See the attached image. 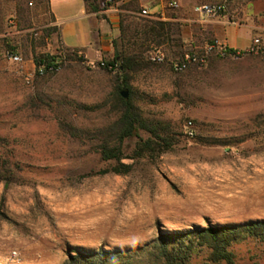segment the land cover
I'll return each instance as SVG.
<instances>
[{
    "label": "rangeland",
    "instance_id": "374dc122",
    "mask_svg": "<svg viewBox=\"0 0 264 264\" xmlns=\"http://www.w3.org/2000/svg\"><path fill=\"white\" fill-rule=\"evenodd\" d=\"M30 1L0 0V48L23 58L0 61V264H64L76 249L102 248L130 250L110 264H167L145 245L168 231L264 219V55H213L204 67L175 72L169 62L149 61L148 50L162 46L173 59L212 38L200 41L174 22L166 44H143L148 65L130 74L135 104L172 146L138 156L140 139L150 137L138 129L121 160H105L118 70L72 49L56 72L28 83L36 57L62 51L45 7ZM189 121L194 137L185 132ZM211 138L230 145L206 143ZM192 238L170 250L188 251L186 264H228L211 260L208 246ZM229 249L236 264H264L260 239Z\"/></svg>",
    "mask_w": 264,
    "mask_h": 264
},
{
    "label": "trees",
    "instance_id": "16d2710c",
    "mask_svg": "<svg viewBox=\"0 0 264 264\" xmlns=\"http://www.w3.org/2000/svg\"><path fill=\"white\" fill-rule=\"evenodd\" d=\"M94 10L98 7L91 0H86ZM120 0H111L106 2V6L113 5ZM40 5L48 8V0H39ZM122 8L127 11H131L130 14H123L121 17V33L113 39L114 57L112 61H108L106 68L109 65L113 66V69L118 70L116 76V86L113 92V99L115 106L118 110V116L116 120L108 127V134L106 140L102 146L101 154L105 160H121L123 157V144L124 141L134 135L138 129L146 130L150 133V137L143 140L140 139L138 143L136 153L138 156H142L145 153H156L158 149L160 151H166L171 148L172 142L169 137L164 136L161 132V128L157 123L150 122L146 119L140 108L135 104L133 95L131 94L130 74L137 72L145 68L148 63L143 56L142 46L146 42H156L158 44H166L171 38V32L174 26V22L170 20L153 19L147 16L140 15L142 7L139 5L138 0H129L122 4ZM130 18L139 19V22L133 23L129 21ZM134 26L133 34L127 37V31ZM56 31V27L50 28ZM132 39H134L132 41ZM12 49H15L12 47ZM70 47H62L56 55L42 54L35 58L36 66L42 63V59H48L50 62L57 60L61 56H69L66 51L72 50ZM76 50V49H73ZM83 59L82 56H80ZM109 69V68H108ZM112 70V69H111ZM130 92L128 97H124L123 90ZM196 135V134H195ZM243 141V140H242ZM114 143V144H112ZM211 145H230V142L225 140H218L211 138L206 141ZM0 166V179H4ZM112 171L121 173L128 170H122L118 166H114ZM195 237L200 243L205 244L210 249V258L214 262L226 260L228 264H236L234 261V254L229 247L239 240L247 237H254L264 241V219H256L247 223L236 224H208V226H194L191 231L188 232H173L168 231L160 235L157 239H154L151 243H147L145 247L150 249H159L163 256L167 258V264H186L187 259L190 257L188 251L185 253L173 252L170 247H181L190 243V239ZM137 248L133 252L143 251L144 248ZM184 247V246H183ZM187 247V248H186ZM185 249H191V246H186ZM181 250V248H179ZM128 249H116L115 251H109L102 248L99 251H93L86 253L81 249H76V254H70L68 261L64 264H110V260L119 257H127L130 255ZM153 255L154 252H152Z\"/></svg>",
    "mask_w": 264,
    "mask_h": 264
},
{
    "label": "crops",
    "instance_id": "0c3cea01",
    "mask_svg": "<svg viewBox=\"0 0 264 264\" xmlns=\"http://www.w3.org/2000/svg\"><path fill=\"white\" fill-rule=\"evenodd\" d=\"M91 1L97 10L86 0H48L45 10L50 17L49 24L57 28L61 47L76 49L89 62H98L114 57L113 39L121 33V17L131 11L122 8L129 0L108 6L104 0ZM166 1L138 0V3L165 20L182 22L200 41L205 37L220 38L232 48L244 49L253 36L264 29V0H231L227 12L218 18L200 16L195 6L220 0H179L178 16L169 14ZM35 65L34 61L33 68Z\"/></svg>",
    "mask_w": 264,
    "mask_h": 264
},
{
    "label": "built area",
    "instance_id": "2783aa9c",
    "mask_svg": "<svg viewBox=\"0 0 264 264\" xmlns=\"http://www.w3.org/2000/svg\"><path fill=\"white\" fill-rule=\"evenodd\" d=\"M109 2L111 0H104ZM231 0H220L218 2H201L195 6L196 12L206 18H218L223 16L228 9V5ZM33 4V0L30 1V5ZM179 0H167L166 7L171 9L180 8ZM140 15L147 16L153 19H163L160 14L151 13L149 9L143 8ZM13 23L14 20H11ZM233 23L240 25V22L234 21ZM247 54L264 55V29L261 32L256 33L248 47L244 49H236L230 47L227 42L220 38H212L206 41L202 46H195L190 50H186L180 57L169 59L165 49L162 46H154L147 52V58L152 63L163 64L169 62L170 67L175 72H183L191 67H204L210 61L213 55L223 58H239ZM3 58H8L14 63H22L23 58L18 51L14 49L2 50L0 48V61ZM66 60L65 56H61L57 60L50 62L48 59H42V63L37 67L35 65L32 72H28L26 75V81L30 83L36 75H44L47 73L56 72L61 64ZM101 65L106 66V62L102 61ZM113 68L112 65H109ZM186 135L189 137L195 136V130L193 122L189 121L186 124Z\"/></svg>",
    "mask_w": 264,
    "mask_h": 264
},
{
    "label": "water",
    "instance_id": "95a60500",
    "mask_svg": "<svg viewBox=\"0 0 264 264\" xmlns=\"http://www.w3.org/2000/svg\"><path fill=\"white\" fill-rule=\"evenodd\" d=\"M122 94H123L124 97H128V92L127 91H123Z\"/></svg>",
    "mask_w": 264,
    "mask_h": 264
}]
</instances>
